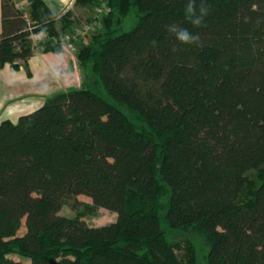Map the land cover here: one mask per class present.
<instances>
[{
	"label": "trees",
	"instance_id": "16d2710c",
	"mask_svg": "<svg viewBox=\"0 0 264 264\" xmlns=\"http://www.w3.org/2000/svg\"><path fill=\"white\" fill-rule=\"evenodd\" d=\"M30 1L27 17L2 0L0 69L31 74L32 31L47 32L44 52L65 49L53 10ZM187 2L75 1L107 6L76 41L81 86L0 122V264H199L190 231L209 244L205 264H264V0H204L201 26ZM70 195L116 221L61 215Z\"/></svg>",
	"mask_w": 264,
	"mask_h": 264
},
{
	"label": "crops",
	"instance_id": "0c3cea01",
	"mask_svg": "<svg viewBox=\"0 0 264 264\" xmlns=\"http://www.w3.org/2000/svg\"><path fill=\"white\" fill-rule=\"evenodd\" d=\"M75 57L74 52L66 48L60 53L41 51L35 52L29 59L30 75L23 66L16 69L8 64L0 69V122L4 119L17 122L20 116L40 107L49 95L60 90L80 87L82 78L74 63Z\"/></svg>",
	"mask_w": 264,
	"mask_h": 264
},
{
	"label": "rangeland",
	"instance_id": "374dc122",
	"mask_svg": "<svg viewBox=\"0 0 264 264\" xmlns=\"http://www.w3.org/2000/svg\"><path fill=\"white\" fill-rule=\"evenodd\" d=\"M20 1L22 4V8L25 12L27 17H29V8L31 5L30 0H17ZM76 0H65L64 2H58L54 0H45V2L48 4V6L53 10L55 15L57 16V27L58 31L61 33V39L64 42V39L66 38V34L69 35L70 33L63 30V21L62 16L66 12L72 13L71 20L73 21V31L76 29H80L82 27H86L90 21L92 20V17L94 15V9L89 7H84L82 5H76ZM61 8V10H60ZM43 33L40 32H34L32 31L31 39H32V48L33 52H41L43 51L44 42L49 38L46 31H43ZM91 34L85 35L82 38V41H89ZM50 39V38H49ZM78 43L76 42V48ZM75 52L76 51H72ZM76 59V57H75ZM77 67V59L74 62ZM44 103V102H43ZM37 107H35L36 109ZM248 176H250L253 180L256 182L259 181V171H251L248 173ZM78 212L82 213L84 216V219L88 222V224L92 226H102L106 224H110L117 219V214L113 211H110L105 208L96 207L92 201V199L86 195H70L65 197L64 203L62 206V209L60 211L61 215H69L74 216ZM26 232L25 227V220L23 223V226L19 232V234H23ZM183 234V233H181ZM185 239L187 244L189 243L191 249H190V257L196 261L199 264H205L206 262V256L209 250V244L206 242L205 238L202 236L199 232H187L182 237ZM14 259L17 260H23L24 262L29 263L27 259L21 258L19 255H13Z\"/></svg>",
	"mask_w": 264,
	"mask_h": 264
},
{
	"label": "clouds",
	"instance_id": "9594fccd",
	"mask_svg": "<svg viewBox=\"0 0 264 264\" xmlns=\"http://www.w3.org/2000/svg\"><path fill=\"white\" fill-rule=\"evenodd\" d=\"M186 12L193 26H201L205 17L209 14V8L206 6L204 0H200L197 6L196 0H188L186 5ZM167 30L174 34L175 39L185 45L202 46L199 34L190 32L187 28L180 27L177 24L169 25ZM155 45V41L152 42Z\"/></svg>",
	"mask_w": 264,
	"mask_h": 264
},
{
	"label": "built area",
	"instance_id": "2783aa9c",
	"mask_svg": "<svg viewBox=\"0 0 264 264\" xmlns=\"http://www.w3.org/2000/svg\"><path fill=\"white\" fill-rule=\"evenodd\" d=\"M18 7L22 8V4L20 1L14 0ZM107 11V6H97L96 12L93 15L92 20L86 27H82L80 29H76L75 31L71 32L69 35L66 34V38L64 39L65 48L71 51H76V41L79 37H83L85 35L94 33L98 31L99 28L102 26L101 17L104 12ZM45 35V33L42 31Z\"/></svg>",
	"mask_w": 264,
	"mask_h": 264
}]
</instances>
